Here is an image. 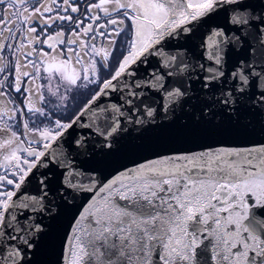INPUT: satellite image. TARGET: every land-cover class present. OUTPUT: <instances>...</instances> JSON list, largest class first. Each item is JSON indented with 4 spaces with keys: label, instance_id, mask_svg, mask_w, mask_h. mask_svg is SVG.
Instances as JSON below:
<instances>
[{
    "label": "snow or ice",
    "instance_id": "snow-or-ice-1",
    "mask_svg": "<svg viewBox=\"0 0 264 264\" xmlns=\"http://www.w3.org/2000/svg\"><path fill=\"white\" fill-rule=\"evenodd\" d=\"M178 115L264 117V0H0V264L75 195L61 264H264V144L84 166Z\"/></svg>",
    "mask_w": 264,
    "mask_h": 264
},
{
    "label": "water",
    "instance_id": "water-1",
    "mask_svg": "<svg viewBox=\"0 0 264 264\" xmlns=\"http://www.w3.org/2000/svg\"><path fill=\"white\" fill-rule=\"evenodd\" d=\"M223 23L222 17H211L202 22V29ZM185 126L180 116L169 120L158 118L146 126L127 125L126 130L112 141L111 150L100 151L85 162V167L95 169L105 177L115 175L145 159L160 154L201 151L205 148H253L264 144V117L254 116L252 122L236 124L222 119L218 122L193 124L190 116ZM75 195V194H74ZM86 203L83 195L69 197L68 202L56 210L49 221L50 228L41 244V250L33 257L34 264H61V253L74 219Z\"/></svg>",
    "mask_w": 264,
    "mask_h": 264
},
{
    "label": "rangeland",
    "instance_id": "rangeland-1",
    "mask_svg": "<svg viewBox=\"0 0 264 264\" xmlns=\"http://www.w3.org/2000/svg\"><path fill=\"white\" fill-rule=\"evenodd\" d=\"M47 50V49H45ZM78 99L80 100V102L82 103L84 99H86V96H82V97H78ZM79 107V105H77Z\"/></svg>",
    "mask_w": 264,
    "mask_h": 264
},
{
    "label": "flooded vegetation",
    "instance_id": "flooded-vegetation-1",
    "mask_svg": "<svg viewBox=\"0 0 264 264\" xmlns=\"http://www.w3.org/2000/svg\"><path fill=\"white\" fill-rule=\"evenodd\" d=\"M125 23L127 24V23H129L128 21H125Z\"/></svg>",
    "mask_w": 264,
    "mask_h": 264
}]
</instances>
